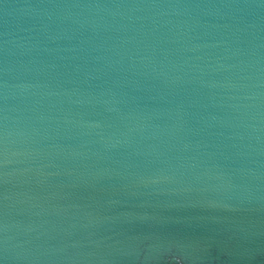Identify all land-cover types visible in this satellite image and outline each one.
Returning <instances> with one entry per match:
<instances>
[{
    "label": "water",
    "instance_id": "obj_1",
    "mask_svg": "<svg viewBox=\"0 0 264 264\" xmlns=\"http://www.w3.org/2000/svg\"><path fill=\"white\" fill-rule=\"evenodd\" d=\"M0 264H264V0H0Z\"/></svg>",
    "mask_w": 264,
    "mask_h": 264
}]
</instances>
